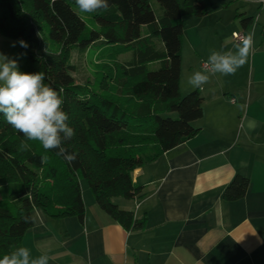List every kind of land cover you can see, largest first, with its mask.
<instances>
[{
    "label": "trees",
    "instance_id": "1",
    "mask_svg": "<svg viewBox=\"0 0 264 264\" xmlns=\"http://www.w3.org/2000/svg\"><path fill=\"white\" fill-rule=\"evenodd\" d=\"M28 1L29 14L22 16L10 0H0V34L27 42L28 48L18 49V69L43 72L44 83L62 96L75 132L63 147L77 160L69 164L36 141L29 142L30 151L18 152L24 137L0 114V258L21 246L33 227L24 217L35 209L82 223L81 179L101 211L126 231L142 230L144 221L112 199L142 198L133 172L193 138V124L203 116L198 90L181 95L180 73L183 19L206 16L205 0H183L182 7L177 0H109L108 10L95 12L96 28L75 10V0ZM97 47L109 51V96L76 80L80 61ZM248 185L235 176L224 200L242 199Z\"/></svg>",
    "mask_w": 264,
    "mask_h": 264
},
{
    "label": "crops",
    "instance_id": "2",
    "mask_svg": "<svg viewBox=\"0 0 264 264\" xmlns=\"http://www.w3.org/2000/svg\"><path fill=\"white\" fill-rule=\"evenodd\" d=\"M235 1L242 6L223 3L183 21L180 93L198 90L203 116L193 138L133 172L144 196L117 206L144 228L124 230L81 189L82 223L35 209L45 224H33L21 246L34 256L50 249L48 264H264V4ZM249 33L253 52L234 75L206 73L202 88L187 84L213 50L235 52L233 35ZM235 176L248 189L228 202L223 194Z\"/></svg>",
    "mask_w": 264,
    "mask_h": 264
},
{
    "label": "clouds",
    "instance_id": "3",
    "mask_svg": "<svg viewBox=\"0 0 264 264\" xmlns=\"http://www.w3.org/2000/svg\"><path fill=\"white\" fill-rule=\"evenodd\" d=\"M75 3L81 12L86 13L109 9V0H75ZM19 44L28 48L24 40H20ZM253 48L254 33H249L238 37L235 52L213 50L206 61L205 71L193 72L188 77L187 84L193 88H202L209 81L206 73L234 75L248 62ZM44 80L43 72H22L18 69L16 60L0 53V114L24 137L17 145L18 152L30 151L29 142L38 141L44 150L56 151L57 155L73 164L77 160V154L69 152L63 144L75 135L74 129L67 123L69 116L63 110L62 96L45 84ZM24 222L40 226L45 224L43 214L39 211L25 216ZM48 251L34 256L29 248L17 246L0 258V264H48Z\"/></svg>",
    "mask_w": 264,
    "mask_h": 264
},
{
    "label": "rangeland",
    "instance_id": "4",
    "mask_svg": "<svg viewBox=\"0 0 264 264\" xmlns=\"http://www.w3.org/2000/svg\"><path fill=\"white\" fill-rule=\"evenodd\" d=\"M13 5L20 9V12H22V16H27L29 14V1L28 0H10ZM179 5L182 7L183 0H177ZM208 8H224L223 3L228 5L231 8H239L242 6L243 1H235V0H205ZM75 10L80 14V16L86 21L88 27L96 28L94 24V15L95 12L86 13L81 12L78 6L74 7ZM185 19L183 20L185 22ZM186 23L184 24V26ZM15 43V46L13 44ZM20 47V44L17 40L8 38L6 36H3L0 34V53H3L6 55L9 59H16L18 49ZM186 52V50L184 51ZM77 55L72 54L70 56L71 61L75 62ZM109 51L108 50H101L99 47L96 48V50H91L87 53L86 57L82 59L81 67L79 68V73L76 75V80L79 83H85L87 82L91 89L94 90L96 93L100 95H106L109 96V92L113 83L109 81ZM17 65L20 66V61H17ZM167 117L175 118V114H168ZM37 145H40V142H35ZM80 187L84 191L89 194V196H92L89 188L87 186V183L84 179L80 180ZM4 190H0V195L3 194ZM85 194V198L86 195ZM85 200V199H84ZM87 201V198H86ZM113 204L115 205H124L126 204V201L122 198H116L112 200ZM128 202V201H127ZM69 222V221H66ZM51 224V223H50ZM52 228H55L51 224Z\"/></svg>",
    "mask_w": 264,
    "mask_h": 264
},
{
    "label": "built area",
    "instance_id": "5",
    "mask_svg": "<svg viewBox=\"0 0 264 264\" xmlns=\"http://www.w3.org/2000/svg\"><path fill=\"white\" fill-rule=\"evenodd\" d=\"M260 3L264 4V0H260ZM241 35H243V34H234L233 35V40L235 41V43H238V37L241 36ZM205 67H206V64L203 66V69H205ZM230 102L234 103V100L231 99Z\"/></svg>",
    "mask_w": 264,
    "mask_h": 264
}]
</instances>
